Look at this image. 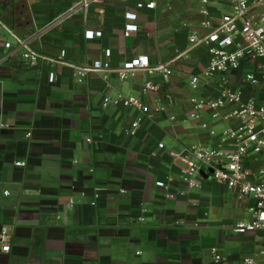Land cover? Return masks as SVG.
Returning <instances> with one entry per match:
<instances>
[{"label": "crops", "instance_id": "1", "mask_svg": "<svg viewBox=\"0 0 264 264\" xmlns=\"http://www.w3.org/2000/svg\"><path fill=\"white\" fill-rule=\"evenodd\" d=\"M27 1L32 7L15 10V20H5L2 13L9 12L0 9V21L38 54L62 55L63 62L82 68L102 61L110 50L111 70L143 56L152 66L172 62V75L164 81L157 73L138 72L119 82L113 72L80 77L75 68L61 65L39 61L28 67L22 48L0 32V41L11 44L10 50L0 48V229L10 230V250L1 252L0 244V264H213L212 249L237 264L257 255L264 233L231 232L248 221L252 199L238 200L206 172L201 188L187 191L165 153L214 146L216 139L202 124L217 132L229 125L213 121L207 109L191 117L190 99L213 98L219 79L190 90V77L201 74L208 56L203 48H191L188 38L192 32L205 34V20L216 25L230 14V4L156 0L154 10L137 13L138 31L123 38V14L141 0H99L86 18L77 6L81 0H58L57 6L55 0ZM203 7L208 17L200 14ZM69 10L60 26L49 27ZM87 31L101 37L87 41ZM260 62H243L228 74L229 85L246 98L260 96L241 82ZM51 71L55 79L49 83ZM147 81L158 90L142 95ZM117 94L164 111L145 120L131 138L125 131L136 112L103 104ZM170 176L174 197L167 199L155 184Z\"/></svg>", "mask_w": 264, "mask_h": 264}, {"label": "built area", "instance_id": "2", "mask_svg": "<svg viewBox=\"0 0 264 264\" xmlns=\"http://www.w3.org/2000/svg\"><path fill=\"white\" fill-rule=\"evenodd\" d=\"M125 1V0H123ZM231 6V13L221 17L216 25L205 20L201 23L205 34L199 36L196 32L189 35L191 48H203L208 56V62L200 75L191 76L189 87L197 91L209 84V81L218 78L219 87L217 94L210 99L191 98L194 114L197 117L204 109L209 110L213 121H226L227 127L217 132L208 124H202L209 135L216 139L214 146L193 145L184 147L179 152L165 151L163 144H158L159 151H165L171 165L179 171V178L187 191L201 188L200 172L208 173L212 179L232 192L238 200L243 201L251 198L253 204L248 207L249 219L246 222H238L232 228V234L246 236L255 233H264V0H224ZM99 0H81L78 8L83 12L84 18L91 4ZM205 6L206 0L202 1ZM156 0H141L135 3L134 10L123 14L124 26L123 38H129L138 31L136 25L137 13L143 10H154ZM71 10L66 11L52 22L49 27L60 26L67 18ZM200 14L208 17L205 7ZM4 30L22 48V58L28 67L37 66L38 62L50 65H61L68 68L74 66L62 61L63 56L56 59L42 56L30 49L26 42L13 35L0 21V32ZM101 33L87 31L84 38L87 41L100 38ZM0 48L10 50L11 44L0 41ZM102 61H95L88 67L75 68L80 77L90 73L113 72L119 82H124L138 72L149 75L157 73L164 81L172 75L171 63L150 65L147 57H136L124 62L121 67L111 70L109 59L111 51L105 50ZM261 61L255 66L254 72L246 74L241 82L244 86H254L260 96L246 98L242 90H236L229 85L228 74L240 69L243 62ZM55 74L48 73V82L52 83ZM157 85L147 81L141 86L142 95L155 93ZM103 104H112L123 110H134L136 116L131 120L125 133L133 138L141 124L148 119H153L154 114L164 111L161 107L150 109L140 100L132 96L117 94L114 99L104 98ZM171 121L174 118H170ZM31 134H27V138ZM91 143V140H87ZM155 154H151L154 157ZM16 167H24V162H16ZM174 182L173 177L165 181L156 182V188L166 192V198L172 199L169 186ZM7 196L8 193L4 192ZM182 196L183 193H178ZM97 197V195H96ZM69 207H72L71 202ZM9 228L0 229L1 252L8 253L10 248ZM213 264H231L217 249L210 252ZM262 260V263L258 261ZM237 264H264V248L254 257L245 258Z\"/></svg>", "mask_w": 264, "mask_h": 264}, {"label": "flooded vegetation", "instance_id": "3", "mask_svg": "<svg viewBox=\"0 0 264 264\" xmlns=\"http://www.w3.org/2000/svg\"><path fill=\"white\" fill-rule=\"evenodd\" d=\"M55 5H59L58 0H55ZM26 2L25 0H0V9L7 10L9 12V16L11 20L14 19V11L15 10H25L26 9ZM24 19L26 22L30 21L28 15H24Z\"/></svg>", "mask_w": 264, "mask_h": 264}, {"label": "rangeland", "instance_id": "4", "mask_svg": "<svg viewBox=\"0 0 264 264\" xmlns=\"http://www.w3.org/2000/svg\"><path fill=\"white\" fill-rule=\"evenodd\" d=\"M25 2H26V9L25 10H29L31 7H32V4L29 2V1H27V0H25ZM171 3L173 4H177L178 2L177 1H171ZM4 14V19L5 20H8V21H11V18H10V16H9V13H7L8 14V16H6V13H2V15ZM6 16V17H5ZM262 237H264V235H262ZM258 250H260V247L259 248H257V250L256 251H258Z\"/></svg>", "mask_w": 264, "mask_h": 264}, {"label": "water", "instance_id": "5", "mask_svg": "<svg viewBox=\"0 0 264 264\" xmlns=\"http://www.w3.org/2000/svg\"><path fill=\"white\" fill-rule=\"evenodd\" d=\"M210 173H211V170L208 171V174ZM204 175H205L204 172H200V176H204Z\"/></svg>", "mask_w": 264, "mask_h": 264}]
</instances>
